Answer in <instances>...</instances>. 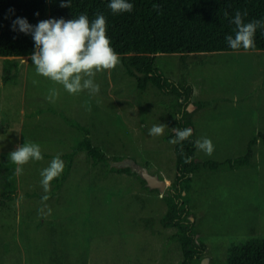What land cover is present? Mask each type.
<instances>
[{
    "label": "rangeland",
    "instance_id": "1",
    "mask_svg": "<svg viewBox=\"0 0 264 264\" xmlns=\"http://www.w3.org/2000/svg\"><path fill=\"white\" fill-rule=\"evenodd\" d=\"M9 61L17 67L13 81L3 84L0 58V153L25 142L39 144L42 155L68 153L82 136L62 114L86 126L92 144L110 159H121L109 160L111 167L136 162L172 183L175 145L166 137L175 96L153 87L138 92L121 63L96 74L97 95H71L37 76L30 58ZM155 65L173 81L184 75L193 87L196 139L207 137L214 145L210 156L197 149L196 161L222 164L193 176L189 194L205 264H222L231 243L264 237V146L257 141L248 165L223 164L242 156L250 139L264 131V51L164 54ZM52 87L60 92L55 103L46 99ZM199 103L205 106L198 109ZM157 123L167 126L164 134L149 136ZM52 159L25 164L15 199L0 200V264L181 263L178 244L168 238L172 229L160 225L165 203L138 175L93 166L80 152L60 189L51 194L50 185L45 193L40 173Z\"/></svg>",
    "mask_w": 264,
    "mask_h": 264
},
{
    "label": "trees",
    "instance_id": "2",
    "mask_svg": "<svg viewBox=\"0 0 264 264\" xmlns=\"http://www.w3.org/2000/svg\"><path fill=\"white\" fill-rule=\"evenodd\" d=\"M67 0H0V58L5 62L2 67L3 84L13 81V71L17 67L9 58H30L35 51L31 34L13 30V21L24 18L33 27L41 20H65L86 14L89 20L102 13L107 21V36L114 50L120 56L124 73L135 79L138 92H145L153 87L163 95L175 96L176 109L173 111L168 126L170 129L180 127L192 129L193 135L186 141L174 146L175 176L172 183L162 194L166 209L160 218L164 229H172L168 237L178 244L181 252L180 264H201L206 257V248L198 234L195 220L191 221L192 206L189 202L190 183L200 170L216 169L222 164L215 161H196L194 141L196 133L191 120L192 113L186 108L192 101L193 87L184 75L178 81L167 78L155 65L156 58L164 54L198 55L220 52L245 51L232 50L227 42L228 35H235L236 26L230 21L239 10L244 22L261 21L264 24V0H129L133 10L114 14L108 8L110 0H71L70 7H61ZM255 46L248 50L264 51V27H258L255 33ZM205 104L199 103L203 108ZM174 117L176 119H174ZM61 118L80 133L82 139L68 153L61 156L65 163L63 173L51 182V194L58 191L71 171L74 156L85 153L93 166L106 164L111 171L124 174H135L129 166L111 167L110 159L105 151L92 144L89 129L78 121ZM0 126V134H1ZM175 133L171 131L166 137L170 141ZM260 140L264 146V131L258 132L248 142L242 156L227 160L224 165L230 168L245 166L253 156V146ZM181 150L184 155L182 156ZM12 151L0 153V200L12 201L17 194L18 176L16 165L8 158ZM192 158L185 163L184 157ZM51 158L55 156L43 155ZM139 177V176H138ZM143 187L145 182L139 177ZM158 192L157 190H154ZM212 264V263H211ZM222 264H264V237L248 238L244 242L231 243Z\"/></svg>",
    "mask_w": 264,
    "mask_h": 264
},
{
    "label": "clouds",
    "instance_id": "3",
    "mask_svg": "<svg viewBox=\"0 0 264 264\" xmlns=\"http://www.w3.org/2000/svg\"><path fill=\"white\" fill-rule=\"evenodd\" d=\"M70 6L71 0L61 3V7ZM107 6L114 14L130 13L134 7L129 0H110ZM246 15V11L242 14L237 10L230 21L236 26L235 35L226 37V42L232 50L252 49L255 46L257 28L264 27L261 21L245 23L243 17ZM17 26L20 32L31 34L33 38L35 51L30 59L37 76L50 80L53 85L62 86L71 95H77L85 90L90 95H97L100 86L95 82L96 74L114 69L120 63V56L107 36V21L102 13H97L95 19L91 21L86 14H80L69 20L63 18L41 20L34 27L26 19L17 18L13 21L14 31ZM38 83L39 81L33 80L34 85ZM59 95V89L52 87L48 90L46 99L49 103H55ZM166 128L164 124H154L148 130V135L162 136ZM171 131L175 133V138L169 141L173 145L180 144L193 135L190 128L176 127ZM194 144L197 149L209 156L214 151V145L207 137L195 140ZM180 154L184 155L182 150ZM8 158L16 165V174L20 175L25 164L30 161H41L43 155L39 144L25 142L10 152ZM184 160L185 163L192 162V158L188 156H185ZM64 168L65 163L58 154L46 168L42 169L41 186L45 193L50 191L51 182L63 173ZM42 199L47 200L48 197L45 195Z\"/></svg>",
    "mask_w": 264,
    "mask_h": 264
},
{
    "label": "water",
    "instance_id": "4",
    "mask_svg": "<svg viewBox=\"0 0 264 264\" xmlns=\"http://www.w3.org/2000/svg\"><path fill=\"white\" fill-rule=\"evenodd\" d=\"M193 109L192 105L189 104L187 106V111L191 113V110ZM131 171L135 172L144 182L145 186L149 190H157L159 194H164L165 190L167 189L168 183L166 180L161 179L157 174H151L146 167H143L136 162H131L129 165ZM190 220L192 221L193 218L190 217ZM197 238V236H196ZM207 259H203L201 264H205Z\"/></svg>",
    "mask_w": 264,
    "mask_h": 264
},
{
    "label": "crops",
    "instance_id": "5",
    "mask_svg": "<svg viewBox=\"0 0 264 264\" xmlns=\"http://www.w3.org/2000/svg\"><path fill=\"white\" fill-rule=\"evenodd\" d=\"M165 180V179H164ZM167 181V180H166ZM168 182V181H167Z\"/></svg>",
    "mask_w": 264,
    "mask_h": 264
}]
</instances>
